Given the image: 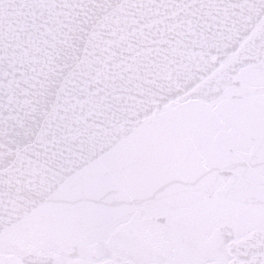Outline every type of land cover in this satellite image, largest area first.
Wrapping results in <instances>:
<instances>
[{"label":"snow or ice","instance_id":"obj_1","mask_svg":"<svg viewBox=\"0 0 264 264\" xmlns=\"http://www.w3.org/2000/svg\"><path fill=\"white\" fill-rule=\"evenodd\" d=\"M0 264H264V0H0Z\"/></svg>","mask_w":264,"mask_h":264}]
</instances>
